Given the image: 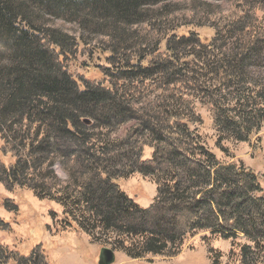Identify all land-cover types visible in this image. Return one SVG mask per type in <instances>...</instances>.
<instances>
[{"label":"trees","instance_id":"16d2710c","mask_svg":"<svg viewBox=\"0 0 264 264\" xmlns=\"http://www.w3.org/2000/svg\"><path fill=\"white\" fill-rule=\"evenodd\" d=\"M162 1L0 0V181L7 189L28 187L38 197L58 201L66 208L68 225L93 237L99 231L133 259L175 255L188 237L211 231L226 239L245 235L251 244L234 249L239 247L243 264H259L264 248L261 179L243 163L219 159L205 144L193 128L200 120L185 114L191 104L185 95L206 99L221 136L228 131L246 140L260 129L264 88L250 94L248 69L258 57L264 27H255L245 14L209 41L172 36L160 53L165 39L157 38L152 56L131 54L129 42L136 38H129V29L152 19V5ZM244 1L264 10V0ZM55 19L111 39V66L104 68L109 85L69 71L71 49L80 42L55 27ZM230 43L231 51L219 59V49ZM176 45L186 46V57L192 59L182 62ZM224 86H234L230 93L237 94L227 99ZM145 94L155 100L143 107ZM130 119L134 127L109 137ZM60 135L75 137L80 146L68 181L55 174L53 154L45 151ZM145 141L155 153L143 161ZM2 156L13 161L6 164ZM138 171L158 185L154 203L146 208L117 181ZM9 227L0 217V229ZM8 260L0 245V264ZM16 262L48 264L41 244Z\"/></svg>","mask_w":264,"mask_h":264},{"label":"rangeland","instance_id":"374dc122","mask_svg":"<svg viewBox=\"0 0 264 264\" xmlns=\"http://www.w3.org/2000/svg\"><path fill=\"white\" fill-rule=\"evenodd\" d=\"M256 6L246 4L244 0L162 1L152 5L150 10L154 15L152 19L146 18V23L129 29L131 33L129 38H136L129 42L133 50L131 54L141 53V55L152 56L155 51L152 46L157 38L165 39L159 51L157 50L160 53L165 52L166 42L172 36L179 38L182 35H196L201 41H209L218 31H225L229 23L245 14L253 21L251 24L263 28L264 10ZM52 24L75 36L80 42L76 49H71L72 55L66 63L69 71L76 78L85 77L93 82L109 85L104 68L111 66L107 60L112 49V45H109L111 39L105 35H91L88 31L81 30L77 24L60 19L53 20ZM234 39H231V43ZM259 40L261 41L259 51L257 55L255 54L258 57L249 64L248 69L252 75L250 94L256 93L261 87L264 88V33H260ZM231 43L219 49V59L231 51ZM195 46L200 45L194 44ZM184 48L186 46L176 45L175 47L178 50L176 54L182 56V62L192 59L186 57L188 52ZM146 83L149 84L150 81ZM247 84L250 82L248 81ZM232 89L234 86L222 88V93L227 99L237 94L234 90L230 93ZM185 98H188L191 103L189 112L185 114L196 121L200 120L193 125V128L205 144L224 162L243 163L256 172L264 189V115L260 129L249 133L246 140H237L228 131L225 136H221L209 108L204 104L206 99L202 100L195 93L185 95ZM142 100L141 106L146 107L155 99L145 94ZM259 107L264 108V105ZM136 124L134 119H130L123 125L114 127L109 137L111 139L121 137ZM60 136H53L49 146L45 147V151L53 154L55 174L63 181H68L70 180L69 170L73 168L71 160L79 153L80 146L75 137ZM145 142L147 144L142 148L143 161L153 159L155 153V147L149 141ZM2 161L10 164L13 159L11 156H2ZM117 181L122 190L142 207L152 205L158 195V185L154 177L141 171ZM0 217L10 224L8 229H0V245L9 257L6 264H17L18 255L30 254L38 244H41L48 264H99L101 249L104 247L116 251L114 264H243L238 255L239 247L234 249V246L235 244H251L243 234H239L237 238L226 239L211 231H200L188 237L180 252L175 255H148L133 259L125 252L115 249L99 231H96L97 236L93 237L75 224L68 225L66 208L58 201L38 197L28 187L15 186L14 189H7L1 181ZM258 254L259 258L256 262L264 264V248Z\"/></svg>","mask_w":264,"mask_h":264},{"label":"water","instance_id":"95a60500","mask_svg":"<svg viewBox=\"0 0 264 264\" xmlns=\"http://www.w3.org/2000/svg\"><path fill=\"white\" fill-rule=\"evenodd\" d=\"M116 260V251L112 248L104 247L101 249L99 264H114Z\"/></svg>","mask_w":264,"mask_h":264}]
</instances>
